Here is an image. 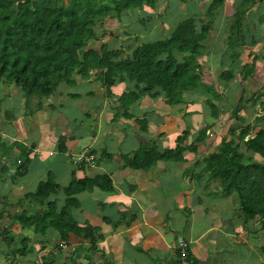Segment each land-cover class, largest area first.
<instances>
[{"label": "trees", "instance_id": "trees-1", "mask_svg": "<svg viewBox=\"0 0 264 264\" xmlns=\"http://www.w3.org/2000/svg\"><path fill=\"white\" fill-rule=\"evenodd\" d=\"M156 1L0 0V83L4 80L14 84L26 98L36 96L40 100L51 98L62 83L75 86V74L81 75L85 80L96 75L95 79L104 85L109 97L114 93L112 88L118 82L125 83L127 88L117 100L119 108L113 109V119L136 118L140 131L148 132L147 116H139L131 111L142 99L162 97L168 107L187 105V94L210 89L202 73L200 58L206 55L204 41L214 27V20H207L199 26L197 17L201 12L198 11L178 22L169 37L136 46L125 57H122L125 54L123 48H110L106 43L97 47L93 45V41L97 38L96 27L100 20L120 18L131 8L144 9L146 5L156 7ZM226 2L227 0H211L206 15L214 19L218 9L225 6ZM257 5L262 6L257 25L264 29V0H239L235 5L231 33L228 32L226 51L221 61L223 69L220 79L223 81L235 79L237 73L241 75L242 81H246L255 74L254 65L260 57L259 52H251L252 63L243 64L241 56L245 48L259 45L257 36L246 21ZM211 91L212 97L206 101L211 117L218 120L221 116L222 94L215 87ZM72 95L74 98H81L80 94ZM263 97L264 92L258 93L253 100L254 105ZM3 100L0 99V117ZM246 107L247 101L241 96L236 118L245 120L241 112ZM38 108H42L41 102L38 103ZM261 110L263 113L256 117L255 125H231L228 135L221 139L216 150L198 160L187 172L197 178L207 175L210 181L218 180L223 186L224 196L236 195L239 198L238 213L244 224L247 226L248 223L260 220L264 227V105ZM213 127L212 123H207L193 136L186 129L178 137L176 146L171 149L160 148L158 140L143 143L131 154L123 155V167L149 171L161 161L186 163L185 152L197 154L200 145L209 139V131ZM66 141L63 136L59 138L58 149L61 153L66 152ZM10 145L19 149L18 154H14L17 168L13 176L21 177L27 172V163L30 161L28 148L21 142H10L2 135L0 176L3 175V170L9 168L2 159L7 157ZM88 153L93 155L96 151L93 149ZM25 156L27 160H23ZM102 157L112 158L113 154L105 150L101 153ZM71 158L73 162L80 163L78 157ZM81 163L85 165L86 162L82 160ZM49 175L46 180L39 182L34 192L25 195V201L31 202L38 210H24L14 220L37 234L45 235L49 230L56 231L62 242L60 246L68 244L70 234L73 233L89 241L90 251L97 250L98 244L104 241L103 234L99 233L97 227L89 224L81 227L74 218L72 209L80 205L75 196L78 193L96 188L106 193L112 192L114 184L110 175L104 173L82 179L73 177L65 187H61L55 177ZM60 190L66 195L61 209L56 200ZM39 204L48 209H42ZM109 216L112 218L114 214ZM111 218L107 217L105 221L112 223ZM113 223L116 226L121 224ZM2 237L8 240V246L14 245L8 251L14 257L17 254L27 255L31 251L28 238H15V234L9 229L2 231ZM183 242L185 247L180 246V242L179 247H176L173 263L203 264L191 252L189 242ZM262 252L264 253V245ZM50 257L45 260L52 264H63L56 262L54 255L51 254Z\"/></svg>", "mask_w": 264, "mask_h": 264}, {"label": "crops", "instance_id": "crops-1", "mask_svg": "<svg viewBox=\"0 0 264 264\" xmlns=\"http://www.w3.org/2000/svg\"><path fill=\"white\" fill-rule=\"evenodd\" d=\"M84 83L89 86L92 85L87 96H90L93 91L103 89L94 76L87 79ZM126 85L122 83L121 93L127 88ZM72 94L78 93L69 91L66 96L64 94L53 95L55 96L54 100L56 99L55 104L49 102L53 96L43 100L37 98L38 101L36 103L34 102L35 99H33L34 109L27 111L25 106L22 108L23 110H20V115L17 117L8 113H5L4 116L1 115V117L8 118L9 126L7 125L6 131L0 129V135L10 142H21L24 144L28 148L29 157L35 163L33 168L27 169V172L32 174L33 169L41 171L36 165L38 163L43 167L44 176H36V172H33L35 178L33 179L30 175L28 179L25 177L26 172L23 177H14L13 174L17 168L15 164L17 163L14 161L13 165L10 164L11 166L7 164L9 162L8 159L12 155L11 147L14 149L16 147L12 145L8 147V154L4 163L9 168L3 170V175L0 176V264H44V260L48 259L51 254L54 255L56 262L59 261V263L63 264H125V262H130L131 259L136 264H160V261L174 264L176 247H179L180 241L186 242V240L190 244L193 255L203 264H213L214 259L211 258H215L214 256H217L218 253L226 252L228 248L234 250L232 240L238 239L239 235L247 232L246 227H244V220L240 218L238 213L239 198L236 195L229 197L222 195L218 200V195L215 192L220 190L214 189L216 183L210 181L209 176L204 175L201 180V178H197L187 172V170L189 171L195 166L198 160L203 159L216 150V148L207 150L213 144L210 139L200 145L197 154L185 153L187 155L186 163H163L161 161L156 163L153 169L146 172L144 170L125 168L123 167L124 161L121 164L118 155L131 153L141 144L153 139L154 125H157L156 122L154 124V119H156L158 113L155 111L154 114V111L144 107L147 104L145 101L150 102L152 98H144L131 109L132 113H136L139 116L144 114L148 118V113L150 114L152 129H149L148 132L137 131L138 125L134 124V119L136 118H122V135L119 136L120 131L116 124L111 122L112 120L107 121V124H114V126L110 127L108 124L107 128L111 129L112 127L109 132L105 130L107 128L103 126L102 120L101 124L98 125V129L95 126L97 132L95 134L93 132L90 135L93 139L88 140V133H79L78 136L70 133L66 134L68 136H64L56 130V128L59 129L62 123L58 124V121L54 120L58 119L56 118L58 114L56 111H52V108L57 103L65 109H68L67 106H74L65 102L66 98L76 100V105L77 102L78 104L83 102L81 98H73ZM94 95L96 93H92V96ZM87 100L85 99V102ZM40 102L42 103V108H38V103ZM95 105H98V103H92L91 107ZM50 110L52 113L49 112ZM114 113L113 111L111 119L114 118ZM188 113H192V111ZM198 113L203 116L201 111H198ZM40 114H42L41 119H38ZM47 116L53 120L50 125L37 123V119L45 120ZM160 117H162L161 121L165 120V123L175 120L167 115H161ZM178 121L181 122L182 119H178ZM5 122L7 121L5 120ZM192 124L193 127L198 125V128L199 126L204 127L207 125L196 121H192ZM178 125L181 127L180 123ZM1 126L2 124H0ZM127 126H129V129L126 128ZM178 131H180L179 128ZM103 133L109 137H106L103 142H99V139L101 141L103 139ZM162 134H160L159 141L161 140V143H164L167 131ZM62 136L69 142L66 153L58 152L59 138ZM113 144L116 146V154H113V156L116 155V160L113 157L101 158V154L97 157L98 154L95 153L92 155L95 160L90 162L92 165L86 161L85 165L72 161V155L70 154L86 153L92 149L98 150L99 146L97 145L102 147H100L102 151L110 152V149H113ZM167 148L164 147V149ZM60 154L64 158H59ZM38 158L43 162H36ZM103 158H105V161H103ZM49 163L54 165L52 171L48 168ZM170 165L177 166L178 171L173 172L170 169ZM197 169L199 170L200 167L196 168L195 171ZM93 172H96L94 176L104 173L110 175L114 190L106 193L96 188L76 194L75 196L78 197L80 205L72 209V214L81 227L89 224L92 227H97L99 233L103 234L104 241L100 242L98 249L95 250L99 252L90 251L89 241L77 237L73 233L70 234V241L67 244L69 251L65 252L64 246H60L62 242L56 231L50 230V233H47L45 237V235L37 234L33 229L24 227L14 220V217L20 215L24 210H30L31 212L38 210L31 202L25 201V195L34 192L39 182L46 180L50 176L49 174L55 177L61 187H65L70 184L73 177L77 179L94 177L92 176ZM43 173L38 172L37 174L42 175ZM143 176L145 179H143ZM171 181H174V185L179 186L180 190L183 191L184 200L190 197L188 202H180L182 211L175 213L177 216L175 219L178 222H181V219L186 217L184 220L187 223L182 228L175 227L169 217V213L176 210L177 202H179L175 201L173 203L172 200V198L178 199L177 190H173L175 197H170L166 193L165 185H171ZM193 195H196V197L191 203ZM60 196H63L61 202ZM214 199L215 202H213ZM56 200L60 202L58 207L62 208L66 200V195L62 190L57 194ZM164 206H168L169 213L163 212L162 208ZM112 214L114 216L111 218L109 215ZM215 215L217 216L216 218H214ZM107 217L111 218L113 222H121V224L116 226L113 222L108 223L105 221ZM4 229L11 230L15 234V238L17 236L28 238L31 251L24 256L17 254L14 257L12 254H8V244L1 237ZM180 232H183V235ZM246 235L248 236V233ZM208 237L212 240L210 243L207 241ZM46 238L50 240H46ZM259 244H255L258 254L254 253L252 256L257 258L256 264H264V253L261 252L264 243ZM12 246L14 245L12 244ZM226 253L228 255L223 256L224 264H239L238 261L237 263L233 260V252H231L232 256L230 251ZM245 253L244 255H246ZM95 254H101V259H98ZM146 256L150 257L147 262L143 260V257ZM45 261V264H52L51 261Z\"/></svg>", "mask_w": 264, "mask_h": 264}, {"label": "rangeland", "instance_id": "rangeland-1", "mask_svg": "<svg viewBox=\"0 0 264 264\" xmlns=\"http://www.w3.org/2000/svg\"><path fill=\"white\" fill-rule=\"evenodd\" d=\"M238 1L239 0H227L225 6L218 9L216 17H214V19L209 18L205 13L207 10V6L211 2V0H157L156 7H151L150 5H146L144 9L131 8L125 11L120 18L109 17L104 19L103 21L100 20L98 22V25L96 27L97 38L93 41V45L99 47L102 44L106 43L109 45L110 48H123L125 54L122 57H125L131 52V49L136 46H139L145 42H151L158 39H164L169 37L173 28H175L178 22H181L182 20L187 19L192 15H195V13H197L198 11L201 12V14L197 17L199 26L200 23L202 22L205 23L207 22V20H214V27L211 28V31L207 39L204 41V44L207 47L206 55L200 58V63L203 67L202 73L204 74L205 80L209 84L210 89L207 91L204 89H200L194 93L187 94L186 99L188 100V104L186 108H184L185 105L168 107L165 105L164 98L162 97L154 98L150 102L145 101L147 102V104L144 105L145 108L154 111V114L155 111L156 113H158L156 116L157 120L154 119V124L156 122L157 125H154L155 131L152 133V138H153L152 140L157 139L158 145L160 144L159 146H161L160 148L162 149H164V147L165 148L168 147L167 149L174 148V146H176L178 137H180V135L183 134V131L185 129L190 130L192 136L196 134L198 129L200 127L201 128L203 127V126H199L198 128L197 125L196 127L192 128L191 127L193 126L192 121H196L197 123L213 124L214 126L212 128L213 131L212 129L209 131L210 132L209 139L211 142H213L212 144L213 147L211 146L207 148V150H212L213 148L215 149L220 145L221 143L220 140L228 135L227 131L229 130L228 128L231 125H247V124L255 125L256 117L263 113L261 107L264 105L263 104L264 97L261 98L260 100H257L255 105L253 103V100L256 97V95L260 92H264V29L260 27L259 24L257 25L258 16L262 9L261 5L260 7H258L259 5H257L255 11L251 13L246 20L247 24H249L254 35L257 36L256 39L259 42V45H257L256 47L245 48L241 56L243 64L252 63L251 52L252 53L255 51L259 52L260 57L257 59L254 65L255 74L246 81L241 80V75L239 73H237L235 79L227 82L220 79L221 69H223L221 67V61L224 57V52L226 51L225 43H227L228 34L231 33L230 25L233 22L232 15L235 10V5L237 4ZM248 40L250 39L248 38ZM93 76L96 77V75ZM75 79L77 82L75 86H68L67 84L62 83L60 84L58 90L54 95L57 96L58 94H64L66 96V93L69 91L78 94L80 93V95L82 94L81 99L83 102L79 104L77 102L76 105L75 103L76 100H70L66 98L65 102H67L68 104H72L76 107L67 106L68 109H65L63 106H60V104L57 103L55 107L52 108V111H56L58 114V117H56L58 119H54V120L58 121V124L62 123V125L59 126V129L56 128V130H58L59 133L63 134L64 136H68L66 134H70V133L75 134L77 136L79 135V133L80 134L88 133L89 135L88 140L89 139L92 140L93 137L90 135H92L93 132L94 134L97 132L95 126H97L98 129V125L101 124L100 122H102L103 120L102 124L104 127L107 128L109 124V123L107 124V121L112 120L111 122L116 124L117 128L120 131L119 136H121L122 118L124 117H120L116 120H113L111 118L113 117L112 109L116 110L119 108V103L117 100L122 94L121 93L123 88L122 83L118 82L112 88V90L115 92L112 94L111 97H109L107 96V90L104 88V85L98 80L100 82V86L103 89L93 91L92 93H96V95L94 96H92V93L90 96H87V93L90 92L92 85L89 86L87 83H84L86 82V80L83 79L79 74H75ZM214 87L215 90H217L222 94V99L220 101L221 116L218 120H215L214 118L211 117L209 106L206 101L207 99H210L212 97L211 90ZM55 96H53L49 102L55 104L56 103L55 101L56 99L54 100ZM241 96H243L244 100L247 101V107L243 112H241V115L245 118L244 121H241L238 118H236V115L238 114V102ZM37 98L38 97L36 96H33L31 98H26L24 93L20 90V88L16 87L14 84L7 83L4 80L0 83V99L2 100L4 99L3 100L4 104L2 103L1 106L2 116H4L5 113H8L11 116L17 117L18 115H20V110H23L22 108L25 106L27 111L28 110L30 111L31 109L33 110L34 103L32 102V100L35 99L34 102L36 103L38 101ZM85 99L88 100L85 102ZM92 103L94 104L98 103V105L91 107ZM52 111L50 110L49 112L52 113ZM189 111L190 112L192 111V113H188ZM198 111H201L203 113V116H201L198 113ZM161 115L164 116L167 115L168 117H173L175 120H173V122L169 121V123H165V120L161 121L162 118L160 117ZM41 116L42 114L38 116V119H41ZM38 119H37V123L40 125H44L45 123L46 125H50V123L53 121L49 116H47L45 120H38ZM148 119H149L148 128L151 130L152 128H151L149 113H148ZM178 119L179 120L182 119V121L180 122L178 121ZM5 120L7 122H5ZM134 121H135L134 124L136 126L138 125L137 131L140 130V126H139L140 124L136 119H134ZM112 123L109 124V127L114 126V124ZM178 123H180L181 127H179ZM0 124H2L0 129L6 131V127L8 125V118L0 117ZM126 128L129 129V126H127ZM178 128L180 131H178ZM89 129H91L90 132ZM162 129L167 131L164 143H161V140L159 141V138L161 137L160 134L165 132ZM105 130L109 132L110 130H112V127L111 129L107 128ZM240 130L241 128L238 129V133L240 132ZM192 136L191 135L189 136V140L192 139ZM106 137L109 136L103 133V137H102L103 139L102 141L99 139V142H103ZM148 141L151 140L149 139ZM67 144H69V142L66 141L65 142L66 147ZM97 146H99V149L95 151L98 154L97 157H99L100 156L99 154H101L103 151L101 150L102 147L100 145ZM115 148L116 146L113 144V149L112 148L110 149V153L116 154ZM11 152L12 155L10 156L11 158L8 159L9 161L7 164L8 166H11L10 164L13 165L15 159L14 154H18L19 149L17 148L14 149L11 147ZM58 152L60 153L59 150ZM88 152H91V150H88ZM131 153H127V154H131ZM82 154L83 153L70 154V155L82 156ZM115 156H113V159L116 160L117 157ZM123 157H124L123 155L122 157L118 155V159L120 160L119 162L121 164H123L124 161L123 159L125 158ZM59 158H64V157L62 154H60ZM88 158L91 160L90 161L89 159H87L88 163L93 161L92 156ZM24 159L27 160V157L25 156L23 160ZM4 160L5 159H2L3 162H5ZM39 161L40 163L43 162V161L41 162L40 158H38L36 162ZM103 161H105V158H103ZM79 162L81 163V161ZM162 162L164 163L165 161ZM18 163L20 164L21 161H19ZM34 165L35 163H33V160L30 158V161H28L27 163L28 170L33 168ZM36 165L39 169H41V171L33 169L32 174L27 172L25 176L26 178L29 179L31 175L34 179L35 177L33 175V172H36L35 173L36 176H44L42 165L38 163H36ZM53 167L54 165L52 163H49L48 165L49 170L52 171L54 169ZM170 169L173 172L178 171L177 166H171ZM38 172L43 174L38 175L37 174ZM94 173L96 172H93L92 176H94ZM62 179L64 180V178ZM143 179H145L144 176ZM214 182L216 183L214 185V189L220 190L215 192L216 195H218L217 197L219 200L223 195L222 192L223 186L218 180H214ZM170 184L171 185H165L166 193L170 197H175L173 190L174 189L177 190L176 195L179 197L178 199L172 198V200L173 203L175 201H179V202H177L176 210L171 211L170 213L168 210V206H164L162 210L164 213H169V217L171 218L172 223L175 227L182 228L183 225L185 226L187 223L186 220H184L186 217L181 219V222H178V220L175 219V217H177L175 213L182 211V205L180 204V202L181 203H184L186 201L188 202L190 197L184 200L183 191L180 190L179 186H175L174 181H171ZM195 197L196 195H193L191 197V203H193ZM62 198L63 196L59 197L60 202ZM213 202H215V199L213 200ZM22 203L24 204V202ZM45 203H47V201ZM38 206H40L44 210L48 209L47 206H41L40 204ZM111 210L114 211L113 209ZM216 217L217 216L215 215L214 218ZM262 223L263 222L258 220L256 222L248 223L247 226L244 224V227H247L246 228L247 232L242 233V235H239L238 239L232 240V247H234V250L228 248L226 252L229 251L230 253L233 252L234 261L236 262L238 261L239 264H256L257 258L252 256V254L254 253L258 254L257 249L255 248V244L260 243L259 245H261L264 243V227L262 226ZM47 233H50V230ZM180 233H182L183 235V232ZM246 233H248V236L246 235ZM45 237H46V232H45ZM46 240H50V239L46 238ZM4 241L7 242L8 240L5 239ZM207 241L208 243H210L212 240L208 237ZM62 245L65 248L64 251L68 252L69 251L68 245L67 244H62ZM8 248L10 250L13 247L10 245L8 246ZM94 252H99V251H94ZM226 252H223L221 254L218 253L217 256H214L215 258H211L214 259L213 264H224L223 256H226L227 254ZM244 253L246 255H244ZM95 255H97L98 259H101V254H95ZM147 259H150V257L149 256L143 257V260H145V262H147ZM159 263L167 264L165 261H160ZM125 264H136V263H134V261L131 259L130 262L128 263L125 262Z\"/></svg>", "mask_w": 264, "mask_h": 264}, {"label": "clouds", "instance_id": "clouds-1", "mask_svg": "<svg viewBox=\"0 0 264 264\" xmlns=\"http://www.w3.org/2000/svg\"><path fill=\"white\" fill-rule=\"evenodd\" d=\"M83 155H84L85 157H84V159H82V160H84V161H86V162H88V161H87V158L90 157V156H92V155L89 154L88 152L83 153ZM73 156H75V157H79L78 155H77V156H76V155H72L71 157H73ZM92 158H93V160H95V157H94V156H92ZM82 160H79V161L82 162Z\"/></svg>", "mask_w": 264, "mask_h": 264}, {"label": "built area", "instance_id": "built-area-1", "mask_svg": "<svg viewBox=\"0 0 264 264\" xmlns=\"http://www.w3.org/2000/svg\"><path fill=\"white\" fill-rule=\"evenodd\" d=\"M84 155L82 154V156H80L79 155V157H78V160H82V159H84ZM87 159H89V158H87ZM90 160V159H89ZM91 161V160H90ZM180 246H184L185 247V243L183 242V241H180ZM187 264H189V263H187Z\"/></svg>", "mask_w": 264, "mask_h": 264}]
</instances>
